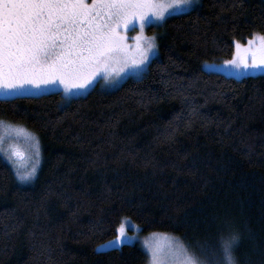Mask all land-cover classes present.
<instances>
[{
	"label": "trees",
	"instance_id": "obj_1",
	"mask_svg": "<svg viewBox=\"0 0 264 264\" xmlns=\"http://www.w3.org/2000/svg\"><path fill=\"white\" fill-rule=\"evenodd\" d=\"M142 78L0 99V119L40 142L22 184L0 154V264H147L138 244L99 251L122 220L199 253L238 231L239 264H264V74L242 79L204 64L264 35V0H201L159 26Z\"/></svg>",
	"mask_w": 264,
	"mask_h": 264
},
{
	"label": "snow or ice",
	"instance_id": "obj_2",
	"mask_svg": "<svg viewBox=\"0 0 264 264\" xmlns=\"http://www.w3.org/2000/svg\"><path fill=\"white\" fill-rule=\"evenodd\" d=\"M193 0H0V99L43 93L62 86L66 103L98 80L118 84L125 76L142 78L157 45L146 36V25L162 21L169 9L187 10ZM139 28L135 44L127 43L129 29ZM224 61L240 71L264 66V35L254 34L244 48L250 54ZM123 74V75H122ZM0 154L12 165L20 181H30L40 157L37 136L25 127L0 119ZM122 220L108 245L132 239ZM140 231V229H137ZM145 238L148 264H225L233 255V238L220 245L203 244L194 252L179 238L157 233ZM104 247V245L100 246Z\"/></svg>",
	"mask_w": 264,
	"mask_h": 264
},
{
	"label": "rangeland",
	"instance_id": "obj_3",
	"mask_svg": "<svg viewBox=\"0 0 264 264\" xmlns=\"http://www.w3.org/2000/svg\"><path fill=\"white\" fill-rule=\"evenodd\" d=\"M200 3H201V0H193V3L190 6V8H188L187 10H185L183 12H179V13L173 11L172 9H169L168 13H166L165 18L162 21H153L152 23L146 25L145 30H144V34L146 36H150V37L151 36H154L156 38V41L155 42H156V45H157L156 53H155V55H153V56L150 57V60L148 62V65L152 61V59L155 58L157 56V54H158V41H157L158 33H156V34L155 33H149L147 31L148 27H150L152 25H154V26L162 25L166 21V19L168 17L173 16V15H177V14H183V13L190 12L191 10H193L194 8H196L197 6H199ZM138 31H139V28L138 27L135 30L129 29L127 31V33H126V36L128 37L127 43L130 46H134V44H135L134 37L136 36V34H137ZM252 38H253V36L251 38H249V39H252ZM248 40L246 41V43H238L241 46L239 55L240 56H246L250 60V54L244 52V48L247 46ZM235 56H237V49L236 48H235V53H234L233 58ZM147 68H148V66H147ZM204 69L206 71H209V72L220 73V74H223V75H226V76H229V77H234V78H237V79H242V78L247 77V76H257V75L264 74V66H261L258 69L240 71L239 69H237L236 67H234L232 65L225 64L224 61L223 62L206 63V64H204ZM131 77L132 78H138L137 76H125L123 79H121L119 81L118 84H115V85H107V84H105V82L103 80H98L96 83H94V85L92 87L87 88V89H81L78 92H76L75 93V97H82V96L87 95L98 84H100V86L104 90H114V89L118 88L126 79L131 78ZM53 92H61L62 93V86H57V87L49 88V89H47L43 93H34V94H29V95H24V96H39V95L53 93ZM62 95H63V93H62ZM19 97H21V96H19ZM1 155L3 156V154H1ZM6 161H7V159H6ZM39 161L40 162H39V164L37 166L35 176L30 181H20V180H18L20 183H22V184H29V183L33 182L36 179V177H37V175L39 173L40 167H41V163H42L41 146H40V157H39ZM11 167H12V165H11ZM12 169H13V167H12ZM13 171H14V169H13ZM14 174H15V172H14ZM127 221H130V220H127ZM131 224L132 225H135V227H131V226H128L126 224V229L125 230H126V234L129 237H132V239L127 240V241H125L122 244H126V243L135 244L136 243V244L140 245L146 251V249L143 246V240L145 238L152 239V235L151 234L150 235H143V234H141V232L137 231V229H140L139 226H137L136 224H134L132 222H131ZM157 234H159V236H158V242L161 245H165V244L168 243V240L165 239V237H174L172 235L164 234V233H157ZM174 238H176V237H174ZM122 244H118V245L117 244L108 245V242H107L105 244H102V245H104V247H100V246H102V245H100L98 247V250L99 251H104V250H106V249H108L110 247H114V246H118L119 247V245L121 246Z\"/></svg>",
	"mask_w": 264,
	"mask_h": 264
},
{
	"label": "clouds",
	"instance_id": "obj_4",
	"mask_svg": "<svg viewBox=\"0 0 264 264\" xmlns=\"http://www.w3.org/2000/svg\"><path fill=\"white\" fill-rule=\"evenodd\" d=\"M233 237L235 238L233 240V255L230 261L225 260V264H239V260L235 254V248L240 242L241 239L240 233L238 231H234L227 238H233Z\"/></svg>",
	"mask_w": 264,
	"mask_h": 264
}]
</instances>
